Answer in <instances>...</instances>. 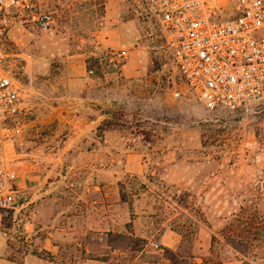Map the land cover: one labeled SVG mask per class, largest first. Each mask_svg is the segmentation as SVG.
Returning a JSON list of instances; mask_svg holds the SVG:
<instances>
[{"label":"rangeland","instance_id":"374dc122","mask_svg":"<svg viewBox=\"0 0 264 264\" xmlns=\"http://www.w3.org/2000/svg\"><path fill=\"white\" fill-rule=\"evenodd\" d=\"M47 3L52 27H13L0 56L25 105L7 123L19 206L0 264H264V99L200 105L134 0ZM52 208L72 229L39 252Z\"/></svg>","mask_w":264,"mask_h":264},{"label":"built area","instance_id":"2783aa9c","mask_svg":"<svg viewBox=\"0 0 264 264\" xmlns=\"http://www.w3.org/2000/svg\"><path fill=\"white\" fill-rule=\"evenodd\" d=\"M49 1L0 0V56L13 27H52L55 18ZM134 2L158 18L164 46L186 91L200 105L210 111L236 110L264 99V0ZM226 5H232L236 14L220 16ZM22 90L18 77L0 69V216L19 206L18 177L9 164L6 144L12 139L7 123L25 111ZM172 94L179 99L185 91L178 85Z\"/></svg>","mask_w":264,"mask_h":264},{"label":"crops","instance_id":"0c3cea01","mask_svg":"<svg viewBox=\"0 0 264 264\" xmlns=\"http://www.w3.org/2000/svg\"><path fill=\"white\" fill-rule=\"evenodd\" d=\"M77 80H73L75 82ZM39 178H42V174L39 175ZM56 182L54 180L52 183ZM41 193V190H39ZM45 192V191H44ZM46 208L45 207H39V216H43L45 213ZM57 214V216H56ZM72 228H66V226L60 224L59 221V214L55 213L54 208H52V218L50 221H40L39 223V231H44V233H41L39 235V252L42 250H47L49 252H52L56 250L61 242L60 240L64 238V234H66V230L71 231ZM164 238L166 241H163L162 244L168 245V246H174L177 244V240L175 239H169V234H165ZM43 260V257L39 255V262ZM225 264H240L238 261H229Z\"/></svg>","mask_w":264,"mask_h":264}]
</instances>
